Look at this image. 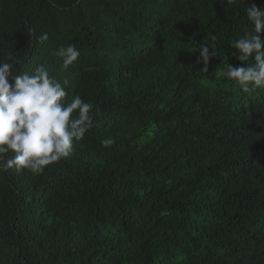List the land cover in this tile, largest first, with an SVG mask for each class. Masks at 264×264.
<instances>
[{
    "label": "trees",
    "instance_id": "obj_1",
    "mask_svg": "<svg viewBox=\"0 0 264 264\" xmlns=\"http://www.w3.org/2000/svg\"><path fill=\"white\" fill-rule=\"evenodd\" d=\"M246 5L0 0V58L93 105L69 157L0 172V264H264V88L220 75L246 66L231 47L255 34Z\"/></svg>",
    "mask_w": 264,
    "mask_h": 264
},
{
    "label": "clouds",
    "instance_id": "obj_2",
    "mask_svg": "<svg viewBox=\"0 0 264 264\" xmlns=\"http://www.w3.org/2000/svg\"><path fill=\"white\" fill-rule=\"evenodd\" d=\"M222 4H245V0H219ZM245 15L254 31L238 38L231 47L235 58L246 66L227 65L221 76L233 81L242 91L264 88V7L246 5ZM48 39L44 33L40 42ZM55 55L62 60L61 69L67 72L77 61L80 51L74 44L61 46ZM216 57L213 48L204 43L199 47L197 63L207 65ZM249 60L253 63L247 64ZM20 63L8 54L0 58V172L10 169L42 174L45 167L71 155L76 143L83 140L92 127L90 112L93 105L74 95L69 102V79L50 75L43 65L34 72L15 73ZM14 75V83L9 82ZM107 146L109 141L105 140ZM12 153L11 157L8 154Z\"/></svg>",
    "mask_w": 264,
    "mask_h": 264
}]
</instances>
